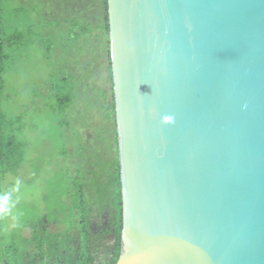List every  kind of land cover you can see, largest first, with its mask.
<instances>
[{
	"label": "water",
	"instance_id": "obj_1",
	"mask_svg": "<svg viewBox=\"0 0 264 264\" xmlns=\"http://www.w3.org/2000/svg\"><path fill=\"white\" fill-rule=\"evenodd\" d=\"M116 264H264V0H107Z\"/></svg>",
	"mask_w": 264,
	"mask_h": 264
},
{
	"label": "trees",
	"instance_id": "obj_2",
	"mask_svg": "<svg viewBox=\"0 0 264 264\" xmlns=\"http://www.w3.org/2000/svg\"><path fill=\"white\" fill-rule=\"evenodd\" d=\"M82 1L85 6H81L77 14L79 17L72 19V26L68 25V30L63 29L59 36H47V40L40 37L37 42L44 50L46 63L53 70L50 83L45 85L46 105L61 131L62 140L70 136L72 129L67 131L71 124L66 117L71 116L80 104V90L83 91L85 87L80 83L82 77H78L70 68L79 62L78 59L70 57V66L59 67L56 62L62 58L57 60L54 50L61 48L67 56L85 55L94 60L102 59L106 83L104 87L96 83L90 88L98 100H103L100 103H105L101 111L107 112L102 114L103 122L99 130H95L99 137L96 136L94 140L99 149L96 150L95 145L86 147L79 141L75 149L69 150L65 146L58 152V159L65 166V170L61 171L63 182H58L62 184L64 193L50 194L46 211L38 216H31L28 209L23 207L20 227L11 235L13 241L5 243L3 251H0V264H116L122 254V192L108 3L107 0H80V3ZM4 3V0H0L1 99L5 74L15 48H24L35 33L33 28H29L30 37L27 39L17 29L15 31V12L4 10ZM78 18L82 21L79 22ZM57 24L61 23H48V27L41 25L39 30L46 31L49 28L51 31ZM68 32L80 42L67 45L72 39ZM65 37L66 41L62 42ZM97 40L99 44L95 52L86 49L88 43ZM73 46L78 48L72 50ZM21 128L0 109V218L2 191L8 190L7 187L13 188L14 183L8 180L17 177L25 160L26 146L20 135ZM79 134L77 131L76 139L81 137ZM73 159L74 166L70 162ZM57 174L60 176V172Z\"/></svg>",
	"mask_w": 264,
	"mask_h": 264
},
{
	"label": "rangeland",
	"instance_id": "obj_3",
	"mask_svg": "<svg viewBox=\"0 0 264 264\" xmlns=\"http://www.w3.org/2000/svg\"><path fill=\"white\" fill-rule=\"evenodd\" d=\"M4 1L6 2L4 10L15 12L14 30L17 29V32L25 35L27 39L30 37L29 28H33L35 33L31 35L24 48L19 46L15 48L5 74L2 99L0 97L2 113L4 112L9 120L15 121V124L22 127L20 135L26 146L22 168L17 177L8 180L11 184L14 183L13 188L7 187L8 190L2 191L0 251H3L5 243L10 244L13 241L11 235L20 227V213L24 206L31 216H38L46 211L45 206L50 194L64 193L62 184L58 182H63L61 171L65 170L63 168L65 166L58 159V152L65 146H68L69 150L75 149L79 141L86 147L95 145V149H99V145L94 140L98 136L95 130H99L103 122L102 114L107 113L100 109L105 108V103H100L103 100L100 98L98 100L90 90L96 83L99 87H104L106 83L104 81L106 70L103 68L102 59L94 60L85 55L67 56L61 48L54 50L56 59L62 58L60 62H56V65L67 66L70 57L77 58L79 62L71 65L70 68L78 77H82L80 83L85 87L83 91L80 90V104L71 116L66 117L71 124L66 131L72 129L67 140H62L61 131L46 105L45 85L50 83L53 70L50 64L46 63L44 50L38 46L37 40L40 37L47 40L49 39L47 36H59L60 31L65 28L68 30L69 26H72V19L78 16L81 6L84 7L85 3L83 1L80 3V0ZM94 5L96 8V2ZM78 21L81 22V18H78ZM55 22H60L62 25L57 24L51 31L49 28L46 31L39 30L41 25L48 27V23L55 25ZM74 30L78 32L77 28ZM68 35L72 39L67 45L80 42L71 33L68 32ZM65 41L66 37L62 39V42ZM98 44V40L88 43L86 49L95 52ZM77 48L78 46H73L72 50ZM77 131L81 136L78 139L75 136ZM73 161L74 159L70 162L74 166ZM59 172L60 176L57 174Z\"/></svg>",
	"mask_w": 264,
	"mask_h": 264
}]
</instances>
